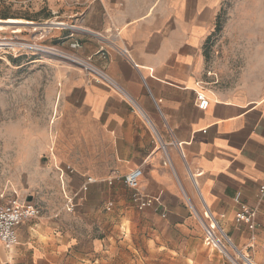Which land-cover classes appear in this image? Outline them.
<instances>
[{
  "label": "crops",
  "instance_id": "1",
  "mask_svg": "<svg viewBox=\"0 0 264 264\" xmlns=\"http://www.w3.org/2000/svg\"><path fill=\"white\" fill-rule=\"evenodd\" d=\"M234 3L264 19V0L61 3L69 26L55 45L77 44L79 61L110 84L83 69L58 82L51 130L34 149L40 167L25 176L27 203L40 215L17 228L16 246L0 244V264H137L124 249L137 253L139 243L151 264H207L209 217L251 262L264 264V91L233 85L226 64L208 62L212 39L233 38L232 13L222 21ZM136 168L140 193L156 203L132 205L140 236L119 240L109 233V200H129L123 177ZM238 194L255 210L253 230L234 222ZM104 200L107 212L98 206Z\"/></svg>",
  "mask_w": 264,
  "mask_h": 264
},
{
  "label": "rangeland",
  "instance_id": "2",
  "mask_svg": "<svg viewBox=\"0 0 264 264\" xmlns=\"http://www.w3.org/2000/svg\"><path fill=\"white\" fill-rule=\"evenodd\" d=\"M116 2L117 0H111ZM61 3H83L80 0H0V21L21 20L32 26L20 25L19 32L8 27L0 31V201L7 202L15 193L20 201L28 202L25 195L26 173L40 167L39 156L34 149L44 142V132L51 130L50 117L54 112L58 82L70 71L82 70L86 74L87 61L78 59L73 49L56 46L60 30L69 26L61 20ZM236 21L228 28L231 39L217 35L209 46L208 62H223L224 72L233 85L249 86L264 91V19L258 8L234 3L226 8ZM59 13V14H58ZM63 23L61 26L49 25ZM82 63L84 64L79 65ZM83 67V68H82ZM45 153L42 155L44 156ZM32 166H34L32 168ZM123 195V194H121ZM93 206L98 199L93 198ZM109 200V233L135 239L134 224L139 223L137 212L129 200ZM105 203V205H104ZM98 206L107 212L108 202ZM208 226H212L208 221ZM111 227V229H110ZM117 227V228H116ZM219 237V232L213 229ZM204 238V232L202 230ZM140 236V234L138 235ZM141 240V239H140ZM225 244V243H224ZM207 264H228L215 250L206 247ZM240 251V249H237ZM127 256L136 255L137 264H151L148 248L139 243L137 253L124 249ZM233 258L235 251L228 248ZM241 252V251H240ZM242 255L247 256L242 253ZM240 258V257H239ZM248 258V256H247ZM241 259V258H240ZM238 259L237 263L242 264ZM244 262V261H243ZM256 264V263H255Z\"/></svg>",
  "mask_w": 264,
  "mask_h": 264
},
{
  "label": "built area",
  "instance_id": "3",
  "mask_svg": "<svg viewBox=\"0 0 264 264\" xmlns=\"http://www.w3.org/2000/svg\"><path fill=\"white\" fill-rule=\"evenodd\" d=\"M83 3L100 2L101 0H80ZM88 74L95 75L101 82L110 84L106 76L90 65L86 68ZM196 102L198 109L205 110L208 106V101L202 93L196 94ZM142 177V171L139 168L129 171L123 177V183L126 189L130 192V200L137 211L153 208L156 203L152 198L142 195L139 191V181ZM258 199H264V183L258 187ZM69 207L67 211L72 210L71 200H67ZM235 203L238 210L234 217L236 224H244L248 230L255 228V210L248 208L240 202V195H236ZM40 215V210L24 201H20L15 193L12 198L4 206H0V244L5 249H10L18 244L17 228L24 222L36 219ZM162 217H165L162 215ZM212 226L202 225L204 232V245L212 250H215L221 255L228 264H238L237 260L229 253L228 248L233 250L234 246L231 244L225 233L218 227L217 223L209 217ZM213 229L219 232V237ZM225 243V244H224ZM234 251V250H233ZM241 260V259H240ZM242 261V260H241ZM249 261V258H246ZM242 264H245L242 261Z\"/></svg>",
  "mask_w": 264,
  "mask_h": 264
},
{
  "label": "bare ground",
  "instance_id": "4",
  "mask_svg": "<svg viewBox=\"0 0 264 264\" xmlns=\"http://www.w3.org/2000/svg\"><path fill=\"white\" fill-rule=\"evenodd\" d=\"M26 24L32 25L29 22H25V21H21V20H6V21H0V31L5 30L8 27H10V28H13L14 29L13 30L14 32H19V30H20L19 26L20 25H26ZM49 25L61 26V25H63V23H53L52 22ZM82 64H84V63H82V61H81V64H79V65H82ZM84 66H87V64H84ZM233 250L235 251L236 255L239 256L244 261L245 264H255V263L251 262L250 259L247 262L246 261L247 256L242 255L241 252L238 251L235 247L233 248Z\"/></svg>",
  "mask_w": 264,
  "mask_h": 264
},
{
  "label": "trees",
  "instance_id": "5",
  "mask_svg": "<svg viewBox=\"0 0 264 264\" xmlns=\"http://www.w3.org/2000/svg\"><path fill=\"white\" fill-rule=\"evenodd\" d=\"M218 31H219V25L216 26V32H218Z\"/></svg>",
  "mask_w": 264,
  "mask_h": 264
},
{
  "label": "water",
  "instance_id": "6",
  "mask_svg": "<svg viewBox=\"0 0 264 264\" xmlns=\"http://www.w3.org/2000/svg\"><path fill=\"white\" fill-rule=\"evenodd\" d=\"M31 24H32V23H31ZM26 26H32V25L26 24Z\"/></svg>",
  "mask_w": 264,
  "mask_h": 264
}]
</instances>
